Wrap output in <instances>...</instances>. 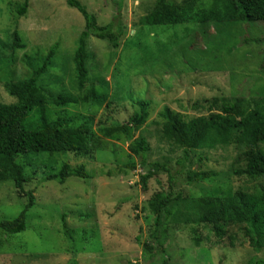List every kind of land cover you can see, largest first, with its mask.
<instances>
[{
  "label": "rangeland",
  "instance_id": "1",
  "mask_svg": "<svg viewBox=\"0 0 264 264\" xmlns=\"http://www.w3.org/2000/svg\"><path fill=\"white\" fill-rule=\"evenodd\" d=\"M81 1L101 25L120 13L126 30L118 47L89 37V73L83 83L74 63L77 39L85 27L82 13L65 0H28V9L21 15L25 0H0L3 102L16 101L6 93L4 82L30 76L54 47L50 67L41 79L47 94L80 98L94 86L98 96L65 107L48 104L53 117L66 111L76 122L90 119L96 137L94 157L42 152L19 158L32 176L25 190L34 191L36 202L28 211L25 230L14 234L0 230V264H73V259L75 264H246L255 256L264 258V225L256 232L247 224L231 225L217 243L210 227L185 222L183 216L171 222L164 234L157 230L149 207L156 192H171L173 202H180V211L187 212L183 198L264 187V176L235 172L244 165L238 158L245 146L186 152L161 133L166 105L190 119L206 115L214 97L238 96L240 114L257 106L264 98V21L144 25L139 19L156 0H124L120 12L115 0ZM203 1L210 5L211 0ZM14 31L25 47L14 48ZM254 37L262 39L255 42ZM140 99L151 101L146 123L134 133L151 143L146 161L130 154L129 140L121 131L106 136L102 130L129 119L139 110L133 101ZM66 161L84 164L92 177L69 176L64 183L44 179L59 172ZM131 161L135 167L129 166ZM154 162L165 164L170 172L153 166ZM194 170L213 174L192 179ZM149 171L153 175L145 187L142 175ZM27 201L12 180L0 181V220L14 219ZM194 236H203L200 245Z\"/></svg>",
  "mask_w": 264,
  "mask_h": 264
},
{
  "label": "trees",
  "instance_id": "2",
  "mask_svg": "<svg viewBox=\"0 0 264 264\" xmlns=\"http://www.w3.org/2000/svg\"><path fill=\"white\" fill-rule=\"evenodd\" d=\"M65 1L77 8L85 19V27L79 34L78 45L74 52L77 75L83 83L88 80L89 73L87 67L89 37L106 39L114 47H118L126 30L120 13L115 15L109 23L101 25L97 16L87 10L81 0ZM115 1L120 12L124 0ZM28 6L29 2L25 0L19 13L25 14ZM236 21H264V0H211L208 6L203 0H181L180 2L156 0L152 9L139 19V23L144 25ZM13 35L14 48L25 47L19 32L14 31ZM261 39L254 37L253 41L259 42ZM54 49L55 47L48 59H45L30 76L18 80H6L3 84L6 93L15 97L16 101L6 103L0 99V181L12 180L15 187L24 191L28 198L23 210L14 219L0 220V230L6 234H14L27 228L28 211L36 202L34 191L25 190L32 176L26 174L25 165L19 160L20 157L42 152H73L77 156L94 157L93 142L96 137L92 131L90 119L82 118L80 122H76L74 115L66 111L53 117L48 108L49 103L65 107L80 101L89 102L98 97L94 86L86 96L80 98L67 93L47 94L48 89L41 79L50 67V58L54 54ZM261 67L264 69V60ZM261 101H264V98L255 108L240 114L242 104L238 96L214 97L206 106L208 110L206 115L191 119L166 105L161 113L162 137L186 152L190 149H213L229 144L245 146V150L238 158V161H244V165L236 168L235 172L252 177H263L264 104ZM133 102L139 105L137 112L125 122L115 126H102V130L106 136H112L116 131H121L129 140L130 154L146 161L151 143L146 136L135 137L134 133L146 123L151 101L140 99ZM135 165V161L129 163L131 167ZM152 165L170 172L165 164L154 162ZM211 174L213 173L196 170L190 172L192 179L207 177ZM152 175V171L142 175L145 187L148 178ZM69 176L84 178L92 177V174L84 164L73 165L66 161L59 172L49 174L44 179H57L58 182L64 183ZM173 178V174L170 173V180ZM171 195V192H156L149 199V207L155 214L157 230L161 228L164 234L170 223L178 222L181 216L185 222H197L210 227L218 237L217 243L222 242L231 225L247 224L253 232H256L260 225H264V187L254 192L240 188L230 195L183 198L185 202L183 205H187L188 208L187 212L180 211V202H173ZM176 198L180 199V195ZM202 240L203 236H194L196 245H200ZM75 262L76 260L73 259L72 263L75 264ZM246 264H264V258L255 256Z\"/></svg>",
  "mask_w": 264,
  "mask_h": 264
}]
</instances>
